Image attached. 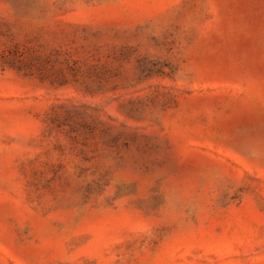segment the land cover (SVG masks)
<instances>
[{
  "label": "rangeland",
  "instance_id": "obj_1",
  "mask_svg": "<svg viewBox=\"0 0 264 264\" xmlns=\"http://www.w3.org/2000/svg\"><path fill=\"white\" fill-rule=\"evenodd\" d=\"M0 264H264V0H0Z\"/></svg>",
  "mask_w": 264,
  "mask_h": 264
}]
</instances>
